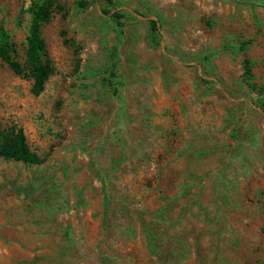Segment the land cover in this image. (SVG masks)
<instances>
[{
  "label": "rangeland",
  "instance_id": "1",
  "mask_svg": "<svg viewBox=\"0 0 264 264\" xmlns=\"http://www.w3.org/2000/svg\"><path fill=\"white\" fill-rule=\"evenodd\" d=\"M76 1L41 94L0 60V124L43 160H0V264H264V0H119L116 95L104 3ZM31 2L0 0L22 64Z\"/></svg>",
  "mask_w": 264,
  "mask_h": 264
},
{
  "label": "trees",
  "instance_id": "2",
  "mask_svg": "<svg viewBox=\"0 0 264 264\" xmlns=\"http://www.w3.org/2000/svg\"><path fill=\"white\" fill-rule=\"evenodd\" d=\"M104 3L103 13L108 16L112 23L114 32L117 34V43L113 46L110 58V72L106 78V86L116 95L119 86L122 85L119 74V48L124 38V28L135 19L133 14H126L118 10L119 0H102ZM88 0H77L76 6L83 10L89 6ZM61 11L62 7L57 5L56 0H32L28 10L30 15L29 30L27 36L26 59L24 64L16 58L17 49L12 35L3 25H0V60L18 76L25 77L32 82V92L35 95L41 94L46 82L53 74V67L48 60L46 42L42 36L43 27L48 24L55 10ZM151 42L158 44V27L156 21L152 22L150 30ZM250 42H244L241 50H247ZM245 79L250 86L257 87L253 83L252 62H245ZM0 160L23 162L29 165H40L43 160L32 150L28 143L24 130L17 126L4 128L0 124Z\"/></svg>",
  "mask_w": 264,
  "mask_h": 264
}]
</instances>
